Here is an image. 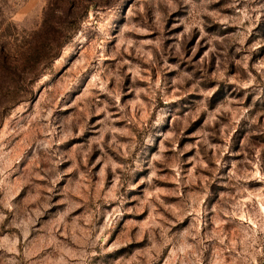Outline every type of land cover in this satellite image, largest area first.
<instances>
[{
	"label": "rangeland",
	"instance_id": "rangeland-1",
	"mask_svg": "<svg viewBox=\"0 0 264 264\" xmlns=\"http://www.w3.org/2000/svg\"><path fill=\"white\" fill-rule=\"evenodd\" d=\"M2 45L0 264H264V0H0Z\"/></svg>",
	"mask_w": 264,
	"mask_h": 264
},
{
	"label": "trees",
	"instance_id": "trees-1",
	"mask_svg": "<svg viewBox=\"0 0 264 264\" xmlns=\"http://www.w3.org/2000/svg\"><path fill=\"white\" fill-rule=\"evenodd\" d=\"M49 22L51 21L44 20V23H46L47 30H50L49 32L53 34V39L57 42L58 50H60L61 46L66 43V40L69 38L71 33L69 34V36H63L62 38V32H60L61 27L60 26H58V28L57 26L54 27L52 26L53 24H48ZM31 50H32V54H30ZM39 53H40V47L37 44H34L31 49L26 50L25 53L20 56V59L22 57L27 56L29 58L31 57L32 60H35L36 57L39 55ZM56 57L57 55L53 56L52 59H55ZM29 58L28 60H30ZM16 62H19V59H17L13 53L8 52L6 50V47L2 45V47L0 48V75L6 72L7 74L11 75L12 77H15L16 79H21L23 72L19 71L18 67H16L17 65ZM30 74L33 75V78H29L30 82H33L40 75V72L36 73L34 72L33 69H31Z\"/></svg>",
	"mask_w": 264,
	"mask_h": 264
}]
</instances>
